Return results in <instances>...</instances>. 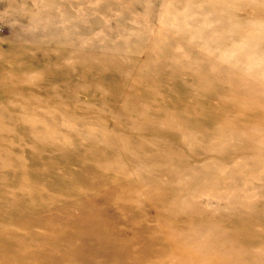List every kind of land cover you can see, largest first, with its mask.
Listing matches in <instances>:
<instances>
[{
	"label": "clouds",
	"instance_id": "1",
	"mask_svg": "<svg viewBox=\"0 0 264 264\" xmlns=\"http://www.w3.org/2000/svg\"><path fill=\"white\" fill-rule=\"evenodd\" d=\"M0 25V264H264V0Z\"/></svg>",
	"mask_w": 264,
	"mask_h": 264
},
{
	"label": "rangeland",
	"instance_id": "2",
	"mask_svg": "<svg viewBox=\"0 0 264 264\" xmlns=\"http://www.w3.org/2000/svg\"><path fill=\"white\" fill-rule=\"evenodd\" d=\"M9 30L5 28L4 26L0 25V35H3L4 33L8 32Z\"/></svg>",
	"mask_w": 264,
	"mask_h": 264
}]
</instances>
